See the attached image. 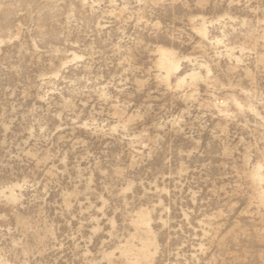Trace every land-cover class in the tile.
<instances>
[{
    "label": "rangeland",
    "instance_id": "374dc122",
    "mask_svg": "<svg viewBox=\"0 0 264 264\" xmlns=\"http://www.w3.org/2000/svg\"><path fill=\"white\" fill-rule=\"evenodd\" d=\"M0 264H264V0H0Z\"/></svg>",
    "mask_w": 264,
    "mask_h": 264
}]
</instances>
